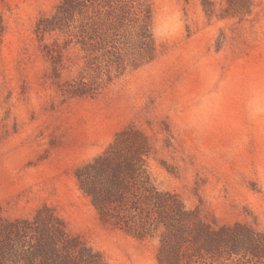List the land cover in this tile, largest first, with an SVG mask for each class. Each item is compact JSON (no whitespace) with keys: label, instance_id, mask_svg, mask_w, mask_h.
<instances>
[{"label":"rangeland","instance_id":"rangeland-1","mask_svg":"<svg viewBox=\"0 0 264 264\" xmlns=\"http://www.w3.org/2000/svg\"><path fill=\"white\" fill-rule=\"evenodd\" d=\"M60 2L0 0V221L48 207L105 264H159L160 232L104 224L75 175L131 127L160 191L213 229L264 234V0H152L156 59L75 98L74 50L55 79L35 34Z\"/></svg>","mask_w":264,"mask_h":264},{"label":"trees","instance_id":"trees-1","mask_svg":"<svg viewBox=\"0 0 264 264\" xmlns=\"http://www.w3.org/2000/svg\"><path fill=\"white\" fill-rule=\"evenodd\" d=\"M1 25L0 19V39ZM35 34L55 79L69 68L66 54L74 50L68 60L77 69H70L74 75L62 87L71 98L94 96L158 56L152 0H61L38 20ZM151 151L144 134L130 127L76 171L101 221L138 239L159 231V264H264V234L241 225L213 229L160 191L150 171ZM0 264L105 263L44 207L33 219L0 221Z\"/></svg>","mask_w":264,"mask_h":264}]
</instances>
